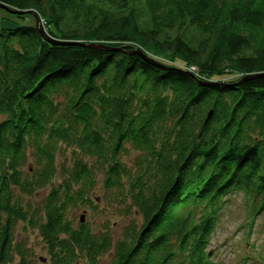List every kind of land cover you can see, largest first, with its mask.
Instances as JSON below:
<instances>
[{"label":"trees","instance_id":"16d2710c","mask_svg":"<svg viewBox=\"0 0 264 264\" xmlns=\"http://www.w3.org/2000/svg\"><path fill=\"white\" fill-rule=\"evenodd\" d=\"M0 3L35 10L49 35L79 43L52 44L31 19L0 27V264H33L14 243L18 219L40 230L51 264H100L110 251L111 264H213L230 193H242L253 230L264 210V75L251 77L264 73V0ZM62 145L74 153L67 177L26 211L15 191L52 182ZM101 175L100 201L141 216L115 241L109 225L68 216L96 207Z\"/></svg>","mask_w":264,"mask_h":264},{"label":"rangeland","instance_id":"374dc122","mask_svg":"<svg viewBox=\"0 0 264 264\" xmlns=\"http://www.w3.org/2000/svg\"><path fill=\"white\" fill-rule=\"evenodd\" d=\"M21 14L30 15L24 19L19 18ZM41 18V17H40ZM34 21L37 25L36 16L27 12L15 14L11 11H7L4 8H0V27H9L15 25L16 22L25 20ZM41 24L44 26V21L41 18ZM46 29V28H45ZM85 45V44H84ZM94 45V44H92ZM94 47V46H92ZM140 49V48H138ZM135 49V50H138ZM142 50V49H141ZM147 55V54H146ZM192 66H186L183 69L190 73H197L198 68L192 70ZM228 78L227 75L223 77H216L213 80L225 82ZM204 82V81H203ZM28 162L24 167V171H33L35 168L34 157L29 151ZM137 152L134 149H130L127 155L123 156V160L126 161L130 167L133 165L134 158ZM74 153L71 148H66L62 145L56 155L57 173L47 186L38 188L32 194L25 195L21 193L18 188L15 194L21 196L22 206L26 211L32 212L34 209L41 208L43 200L48 196L51 190L58 188L60 183L67 177L65 170L69 168L73 162ZM65 167V170L63 168ZM102 175L98 179V184L92 190L91 197L94 199L93 204L96 207H92L87 204L71 208L68 216L73 220V224L77 225L81 220L82 214L84 215V221L88 223L94 230H104V227L109 225L111 234L114 241L121 237V233L125 226L129 225L131 221L140 222L141 216L138 212L133 211L131 214L121 213L119 211L120 206L116 204H109L105 201L101 202L100 198L103 192ZM99 199L96 201V199ZM227 201L222 207L221 214L217 218L215 228L211 234L209 252H211V261L213 264H257L258 252H262L264 255V210L257 215V219L253 225V230L250 232L246 222V207L244 197L242 193H230L226 196ZM3 221L5 215H2ZM13 237L14 243H20L28 250V259L33 264H51V259L48 253L47 245L40 234V230L37 227H33L28 222L18 219L13 224ZM255 244V245H254ZM112 251L106 252L99 258L100 264H111ZM245 257H250L246 258ZM17 257L13 263L17 264ZM77 264H86L85 261H78Z\"/></svg>","mask_w":264,"mask_h":264},{"label":"water","instance_id":"95a60500","mask_svg":"<svg viewBox=\"0 0 264 264\" xmlns=\"http://www.w3.org/2000/svg\"><path fill=\"white\" fill-rule=\"evenodd\" d=\"M0 8H4V9H6L7 11H11V12H13V13H15V14H19V13H24V12H27L28 14H30V13H32L33 15H35L36 16V19H37V27H38V29H39V32H40V34H41V36H44L45 37V39L47 40V41H49L50 43H54V44H79L78 42H76V41H68V40H63V41H60V40H58V39H56L55 37H53V36H51V35H49L48 33H47V31H46V29L44 28V26L41 24V18H40V15L35 11V10H33V9H30V10H28V11H18V10H16V9H13V8H11L9 5L7 6V5H5V4H3V3H0ZM92 46H95L96 47V44L95 45H92ZM99 46V45H98ZM133 53H136V54H140L143 58H145L149 63H153V64H155V65H162L163 67H165L163 64H161V63H158V62H156V61H154V59H152V58H148V56L146 55V53L145 52H143L141 49H138V50H134L133 51ZM262 75H264V73L262 74V73H257V75H253V76H251V77H257V76H262ZM209 82H202V84L204 85V84H208ZM213 113H211L210 112V116L212 115ZM209 116V117H210ZM81 221H84V215L82 214V217H81Z\"/></svg>","mask_w":264,"mask_h":264},{"label":"built area","instance_id":"2783aa9c","mask_svg":"<svg viewBox=\"0 0 264 264\" xmlns=\"http://www.w3.org/2000/svg\"><path fill=\"white\" fill-rule=\"evenodd\" d=\"M192 70L196 71V70H195V67H192Z\"/></svg>","mask_w":264,"mask_h":264}]
</instances>
